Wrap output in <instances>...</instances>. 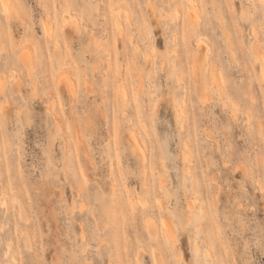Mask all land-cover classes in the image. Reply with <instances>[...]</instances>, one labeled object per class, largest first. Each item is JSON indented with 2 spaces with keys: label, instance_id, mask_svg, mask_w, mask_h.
I'll use <instances>...</instances> for the list:
<instances>
[{
  "label": "rangeland",
  "instance_id": "rangeland-1",
  "mask_svg": "<svg viewBox=\"0 0 264 264\" xmlns=\"http://www.w3.org/2000/svg\"><path fill=\"white\" fill-rule=\"evenodd\" d=\"M263 67L264 0H0V264H264Z\"/></svg>",
  "mask_w": 264,
  "mask_h": 264
},
{
  "label": "bare ground",
  "instance_id": "bare-ground-1",
  "mask_svg": "<svg viewBox=\"0 0 264 264\" xmlns=\"http://www.w3.org/2000/svg\"><path fill=\"white\" fill-rule=\"evenodd\" d=\"M2 2H4V1H2ZM6 3V2H5ZM4 3V4H5ZM69 24V23H68ZM263 69V74H264V67L262 68ZM3 85V84H2ZM177 114H178V112H177ZM134 135V134H133ZM134 137V136H133ZM136 139V136L133 138V140H135ZM135 143H136V141H135ZM138 145V144H137ZM141 149V148H140ZM144 151V150H143ZM145 154V153H144ZM145 156H146V154H145ZM144 156V157H145ZM144 159V158H143ZM2 166V165H1ZM5 200V199H4ZM7 200V199H6ZM4 204H5V202H4ZM5 206H6V204H5ZM166 224H167V221H166ZM171 227V226H170ZM170 227H168L167 226V235H168V238L170 239V241L171 242H173L174 241V237H173V233H172V229L170 228ZM13 257V256H12Z\"/></svg>",
  "mask_w": 264,
  "mask_h": 264
}]
</instances>
